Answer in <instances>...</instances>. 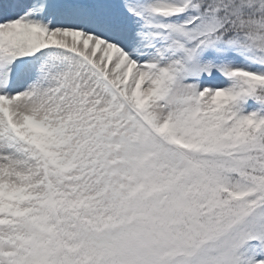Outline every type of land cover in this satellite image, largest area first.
<instances>
[{"label": "snow or ice", "instance_id": "6c2138e0", "mask_svg": "<svg viewBox=\"0 0 264 264\" xmlns=\"http://www.w3.org/2000/svg\"><path fill=\"white\" fill-rule=\"evenodd\" d=\"M0 264H264V0H0Z\"/></svg>", "mask_w": 264, "mask_h": 264}]
</instances>
